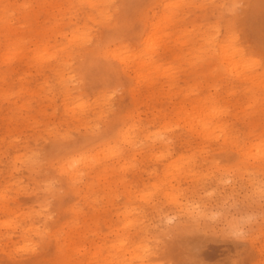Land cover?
I'll use <instances>...</instances> for the list:
<instances>
[{"label":"clouds","instance_id":"obj_1","mask_svg":"<svg viewBox=\"0 0 264 264\" xmlns=\"http://www.w3.org/2000/svg\"><path fill=\"white\" fill-rule=\"evenodd\" d=\"M88 29L91 46L70 43ZM233 38L259 62L243 76ZM262 95L264 0H0V264H264ZM117 142V159L68 167Z\"/></svg>","mask_w":264,"mask_h":264},{"label":"snow or ice","instance_id":"obj_2","mask_svg":"<svg viewBox=\"0 0 264 264\" xmlns=\"http://www.w3.org/2000/svg\"><path fill=\"white\" fill-rule=\"evenodd\" d=\"M112 17L110 15H105L104 17V22L108 23L110 22ZM215 38L213 36L208 37V43L213 44ZM94 42V33L91 29L88 30H82L77 33H73L72 39H71V44L79 46V47H88L91 46ZM226 54L228 55H240L242 59H244V63L242 64L240 68L239 75L243 76L248 72L253 71L257 64L259 63L257 60L253 58H244L243 55V49L236 47L235 46V38H233V43L230 46V51L226 50ZM39 58L42 61H48L53 59V57L56 55L54 51H50L49 47L47 44L43 45L41 49L39 50ZM118 58L122 63H128L131 60L135 58V54L131 52H123L118 54ZM151 59V57H149ZM73 63H74V58L69 56V58L65 61L64 64V69L60 71L58 75V80L61 84H63L65 87L68 89H73L77 87L80 84V79L78 77V74H76L73 71ZM164 72L166 75L169 77H174L175 76V69L174 68H165ZM119 91V89H114L110 93H105L103 96L104 103L107 107V110L109 113L114 111V107L112 105V97L116 95V93ZM197 91L196 88H193L190 90V92H195ZM248 92L252 93L253 89H247ZM257 97L253 94L250 96V100H255ZM262 101H264V95L260 97ZM208 112L210 115L214 117H222L227 111H229V108L221 103L215 96H210L206 100ZM88 108V102L80 99L78 103H74L71 107V111L76 112V111H86ZM203 125L207 127V121H202ZM88 130L91 135H99L102 130H103V123L100 121L94 122V123H89L88 124ZM218 134L221 137L227 138L228 136V129L227 127H220L218 129ZM65 138H68L71 133H65ZM156 139H162V135L157 132L154 134ZM124 142L125 143H132L135 139L134 135V130L129 129L126 133H124ZM122 152V145L120 142L117 143H112L109 144L107 148L104 149L102 154H86L82 155L74 160L71 161L69 164V168L75 170L81 167V165L85 167H94L98 163H100L103 160H115L117 159ZM232 169L226 170V174L228 176H231L232 174ZM49 190L54 191L55 190V185L50 184L49 185ZM47 211V209H45ZM135 211V210H130V212ZM51 214L48 215V219H51ZM133 221H129V223H132ZM25 251H35V245L32 243L26 244L25 245Z\"/></svg>","mask_w":264,"mask_h":264}]
</instances>
